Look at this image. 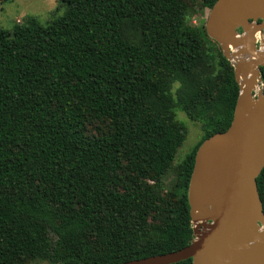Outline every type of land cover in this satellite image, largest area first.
Returning a JSON list of instances; mask_svg holds the SVG:
<instances>
[{
  "label": "trees",
  "instance_id": "16d2710c",
  "mask_svg": "<svg viewBox=\"0 0 264 264\" xmlns=\"http://www.w3.org/2000/svg\"><path fill=\"white\" fill-rule=\"evenodd\" d=\"M58 1L46 25L0 27V264H117L189 245L195 154L231 126L240 93L229 59L214 65L200 32L183 31L217 0ZM177 109L204 136L173 167L187 136ZM91 119L106 129L89 134ZM257 185L264 212V167Z\"/></svg>",
  "mask_w": 264,
  "mask_h": 264
},
{
  "label": "water",
  "instance_id": "95a60500",
  "mask_svg": "<svg viewBox=\"0 0 264 264\" xmlns=\"http://www.w3.org/2000/svg\"><path fill=\"white\" fill-rule=\"evenodd\" d=\"M247 25L252 29L245 37L239 28L246 33ZM206 32L226 57L233 44L250 61L234 65L240 94L231 126L205 139L195 154L188 190L195 239L178 250L117 264H171L187 258L193 264H264V212L257 185L264 167V93L253 98L251 91L264 66L255 45L256 36H264V0H217ZM247 40L250 47H243Z\"/></svg>",
  "mask_w": 264,
  "mask_h": 264
},
{
  "label": "rangeland",
  "instance_id": "374dc122",
  "mask_svg": "<svg viewBox=\"0 0 264 264\" xmlns=\"http://www.w3.org/2000/svg\"><path fill=\"white\" fill-rule=\"evenodd\" d=\"M66 6L60 4L58 0H6L0 2V27L5 29H13L17 23H24L30 17H35L42 25L48 24L51 20L61 16L65 11ZM210 10L206 9L203 12L199 10L191 11L186 23L183 26V31L198 30L205 40L209 50L214 56V65H218L221 53H225L222 47L215 42L206 32V22ZM242 29V28H239ZM245 32L242 31L243 35ZM263 38V39H262ZM256 49L260 53V57H264V36L255 41ZM235 45H230L227 52L229 61L233 65H237L244 59H248V54H240ZM225 55V54H224ZM258 56V57H259ZM238 57V58H237ZM241 57V58H240ZM245 57V58H244ZM258 58L255 57V60ZM218 68L216 67L217 72ZM179 83L174 84V89L178 87ZM176 118L183 122L187 127V136L183 144L177 151L176 158L173 162V167L180 163L197 145V143L204 136L202 122L195 121L189 118L183 110H176ZM106 122L98 119H91L87 124V132L89 134H97L100 129H106ZM174 179V169L172 168L164 177L166 186H170ZM262 226V224H261ZM31 264H52L46 260L35 259Z\"/></svg>",
  "mask_w": 264,
  "mask_h": 264
},
{
  "label": "built area",
  "instance_id": "2783aa9c",
  "mask_svg": "<svg viewBox=\"0 0 264 264\" xmlns=\"http://www.w3.org/2000/svg\"><path fill=\"white\" fill-rule=\"evenodd\" d=\"M260 38H261V35L259 33L256 36V40ZM251 91H252L253 98H257L260 94L264 93V81L261 75L257 78V83L254 85Z\"/></svg>",
  "mask_w": 264,
  "mask_h": 264
},
{
  "label": "bare ground",
  "instance_id": "6f19581e",
  "mask_svg": "<svg viewBox=\"0 0 264 264\" xmlns=\"http://www.w3.org/2000/svg\"><path fill=\"white\" fill-rule=\"evenodd\" d=\"M252 29V26L251 25H247V30H246V33H245V35H243V36H247V34L250 32V30ZM243 36H239V38H241V40H242V38H243ZM244 46H246V47H250V41L249 40H247L246 42H244V44H243V47ZM256 53H258V52H256ZM238 58V57H237ZM241 58V57H240ZM245 58V57H244ZM244 60H248V61H250L249 59H244ZM251 68V67H250ZM252 69V68H251ZM250 69V70H251ZM250 75H252L251 73H250ZM260 232H261V234L263 235V237H264V224H262V226H261V228H260ZM259 244H263V242H259Z\"/></svg>",
  "mask_w": 264,
  "mask_h": 264
}]
</instances>
